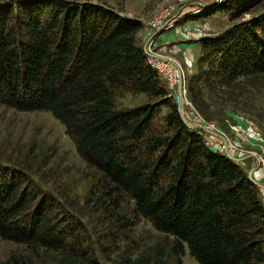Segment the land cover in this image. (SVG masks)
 Segmentation results:
<instances>
[{
  "label": "trees",
  "instance_id": "obj_1",
  "mask_svg": "<svg viewBox=\"0 0 264 264\" xmlns=\"http://www.w3.org/2000/svg\"><path fill=\"white\" fill-rule=\"evenodd\" d=\"M264 0H223L183 23L224 13L239 21L198 41L197 73L187 81L202 111L205 91L264 75ZM242 19V21H240ZM144 23L105 3L0 0V105L47 112L98 174L106 237L129 240L139 218L173 240L170 252L114 264H264V202L248 170L206 145L148 64L137 35ZM127 94L148 102L122 108ZM17 167V166H16ZM29 170L0 163V238L59 264L91 261L85 228ZM129 204L133 218L123 214ZM21 258L18 264H32Z\"/></svg>",
  "mask_w": 264,
  "mask_h": 264
},
{
  "label": "rangeland",
  "instance_id": "obj_2",
  "mask_svg": "<svg viewBox=\"0 0 264 264\" xmlns=\"http://www.w3.org/2000/svg\"><path fill=\"white\" fill-rule=\"evenodd\" d=\"M76 1L105 3L124 16L141 20L145 27L137 35L138 44L143 47L145 42L151 43L156 50L179 61L187 81L197 73L199 43L195 39L219 35L239 22H232L229 16L218 13L211 18L212 22H203L196 28L186 26L189 22L183 23L185 16L201 10L198 3L211 5L215 0ZM164 10L171 12L174 24L160 35L153 34L146 26L147 22ZM263 12L264 5L243 20ZM166 35L171 37L169 41L156 43L159 37ZM187 100L189 104L181 106L183 116L189 122L202 123L225 135L237 155L245 157L242 165L249 172L255 169L254 177L264 180L261 167L264 162V75L239 79L231 85L205 91L202 111L192 103L188 93ZM147 102L146 95L127 94L118 104L122 108H131ZM205 135L211 138L213 151L218 152L224 146L221 139ZM0 163L15 169H28L31 180L43 192L54 194L65 211L82 223L92 256L88 264H114L119 258L153 253L159 247L170 252L173 240L143 218L136 220L129 240L115 241L106 237L108 219L95 189L99 176L77 153L75 143L67 136L63 125L50 113H24L0 105ZM130 207L126 204L123 214L133 218ZM21 258L31 259L32 264H59L52 257H34L27 247L0 238V264H18ZM182 260L183 264H200L187 248Z\"/></svg>",
  "mask_w": 264,
  "mask_h": 264
},
{
  "label": "built area",
  "instance_id": "obj_3",
  "mask_svg": "<svg viewBox=\"0 0 264 264\" xmlns=\"http://www.w3.org/2000/svg\"><path fill=\"white\" fill-rule=\"evenodd\" d=\"M174 21L175 18L172 16L171 12L169 10H164L160 14L148 20L146 26L151 30L153 34H157L159 32H164L170 29L173 26ZM143 49L146 54L148 64L158 73L166 89L168 90L170 96L173 97L175 102L178 101L177 103H180L181 106L184 103H188L187 89H186L187 74L185 72L184 67L174 58L166 55L164 52L160 50H156L155 47L151 45V43L146 44ZM180 88H182L181 95L179 94ZM189 123L193 124V122H189ZM207 128H209V126ZM204 133L207 134L206 132ZM206 136L207 135H205L206 145L211 150L212 149L214 150V146L212 145V142L210 140L211 138H207ZM218 152L227 155L229 158L233 160L243 158L237 155L235 148L229 141H228V146L226 147L224 143V146L222 145L221 148L218 149ZM237 163L243 164V162H237ZM261 167L264 176V162H261Z\"/></svg>",
  "mask_w": 264,
  "mask_h": 264
},
{
  "label": "water",
  "instance_id": "obj_4",
  "mask_svg": "<svg viewBox=\"0 0 264 264\" xmlns=\"http://www.w3.org/2000/svg\"><path fill=\"white\" fill-rule=\"evenodd\" d=\"M223 0H215V2L211 5H205L203 3H198L197 6L200 7L201 9H207V8H210V7H214V6H218ZM163 32H159L157 33L156 35H160L162 34ZM179 94L181 95L182 94V88L179 89ZM178 109L181 113V116L184 120V122L186 123V125L192 129V130H202L203 132H206L207 134L211 135V136H214L216 138H219L221 140L224 141L225 143V146L227 147L228 146V139L225 135L221 134L220 132L216 131V130H212V129H209L207 128L205 125L201 124V123H189L187 121V119L183 116V113H182V108H181V104L179 103L178 104ZM235 162H243L245 160V157L243 158H240V159H234ZM254 171L255 169H252L248 175H249V179L250 181L256 185L258 188L260 189H264V184L258 182L255 178H254Z\"/></svg>",
  "mask_w": 264,
  "mask_h": 264
},
{
  "label": "crops",
  "instance_id": "obj_5",
  "mask_svg": "<svg viewBox=\"0 0 264 264\" xmlns=\"http://www.w3.org/2000/svg\"><path fill=\"white\" fill-rule=\"evenodd\" d=\"M217 16H218V14H216ZM216 15H214V16H216ZM211 18H213V16L211 17ZM211 18H209V19H206V20H199V21H191V22H189L188 24H186V26H188V27H190V28H196L197 26H201L202 24H203V22H212L211 21ZM216 21H218V19L216 20ZM141 34V33H140ZM170 36H164V38H161L160 39V37L157 39V41H156V43H159L160 41H169L170 40ZM202 38H204V37H199V38H197V39H195V40H200V39H202ZM147 41H148V39H147ZM150 41V40H149ZM159 41V42H158ZM146 45V42H145V44L143 45V48H144V46ZM197 45V44H196ZM197 46H199V55H198V57L200 56V53H201V48H200V45L198 44ZM167 55V54H166ZM179 62V61H178ZM249 172V171H248ZM258 182H260V183H262V184H264V180H257ZM260 193H261V197H262V200H263V202H264V189H260Z\"/></svg>",
  "mask_w": 264,
  "mask_h": 264
}]
</instances>
